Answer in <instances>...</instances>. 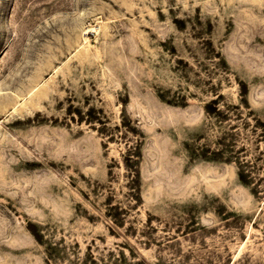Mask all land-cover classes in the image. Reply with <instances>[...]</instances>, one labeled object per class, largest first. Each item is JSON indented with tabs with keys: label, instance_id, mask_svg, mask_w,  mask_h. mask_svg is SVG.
I'll return each instance as SVG.
<instances>
[{
	"label": "rangeland",
	"instance_id": "1",
	"mask_svg": "<svg viewBox=\"0 0 264 264\" xmlns=\"http://www.w3.org/2000/svg\"><path fill=\"white\" fill-rule=\"evenodd\" d=\"M136 143L134 204L122 154ZM108 191L130 206L121 235L101 214ZM109 251L264 264V0H0V264Z\"/></svg>",
	"mask_w": 264,
	"mask_h": 264
},
{
	"label": "trees",
	"instance_id": "2",
	"mask_svg": "<svg viewBox=\"0 0 264 264\" xmlns=\"http://www.w3.org/2000/svg\"><path fill=\"white\" fill-rule=\"evenodd\" d=\"M243 87H246L245 84H242ZM245 91V88H244ZM163 100L174 103L171 99L164 98L161 94H159ZM216 98H212L205 103V108L207 112H212L215 110ZM70 108V106H69ZM79 111V110H78ZM101 114H99V113ZM85 114L87 115L85 120L88 122L98 121L99 122V131L100 133H104L107 131L108 127L105 123L104 114L101 108H93L90 107L86 110ZM73 117V115H72ZM82 114L79 112V120H82ZM124 119H122V123L124 124ZM94 123H92L93 125ZM188 147L189 156L194 159H206V160H221L222 152L220 150H207L206 148L201 147L198 149L197 146H190L185 142ZM123 156V162L127 169V195L131 199H133L134 204L141 201V176H140V156L141 149L140 144L136 143L135 145L129 146ZM238 176L241 181H245L247 174L243 171L241 167L238 169ZM132 204V205H134ZM103 210H101L102 216L107 221L108 229L111 234L118 235L122 234L118 228L125 227L127 229L128 226L126 224V218L130 211V206H122L118 201L113 199V195L110 191L107 192L104 200L102 201ZM27 228L33 234L34 238L41 244L45 246V260L48 262L50 260H56L61 257L62 247L59 245V241L48 240L45 238L44 234L39 230L38 226L32 222L27 223ZM63 253V252H62ZM109 256H114L113 251L108 252ZM83 264H119L121 261L125 262V256L121 251V257L114 256L112 261L104 260V257H100L99 260L96 259L90 252L86 253ZM146 260L139 256V259L136 260L133 264H145Z\"/></svg>",
	"mask_w": 264,
	"mask_h": 264
}]
</instances>
